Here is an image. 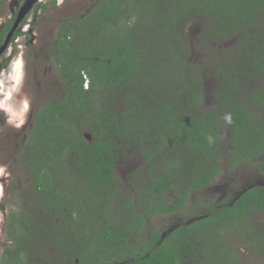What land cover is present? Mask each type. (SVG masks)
Here are the masks:
<instances>
[{
	"label": "trees",
	"instance_id": "16d2710c",
	"mask_svg": "<svg viewBox=\"0 0 264 264\" xmlns=\"http://www.w3.org/2000/svg\"><path fill=\"white\" fill-rule=\"evenodd\" d=\"M95 5L77 26L63 27L66 38L56 63L66 98L37 112L20 157L34 186L33 214L57 218L56 230L30 224L27 212L10 213L7 235L15 248L6 246L1 263L67 264L77 257L79 264H127L124 258L130 257L129 264H237L228 241L238 236L244 248L264 253L262 230L244 234L251 219L264 213V185L211 206L166 237L156 231L135 244L145 235L146 219L178 214L194 192L213 183L226 130L229 166L256 161L264 174V0ZM15 21L16 13L0 26V47ZM194 23L197 45L186 31ZM229 41L236 44L226 46ZM132 147L145 161L129 176L137 201L116 173ZM61 156L75 160L74 190L55 182Z\"/></svg>",
	"mask_w": 264,
	"mask_h": 264
},
{
	"label": "rangeland",
	"instance_id": "374dc122",
	"mask_svg": "<svg viewBox=\"0 0 264 264\" xmlns=\"http://www.w3.org/2000/svg\"><path fill=\"white\" fill-rule=\"evenodd\" d=\"M22 1L5 0L1 9L0 26L11 18L13 10L22 9L24 5ZM59 1L60 3L65 1L64 5L59 6ZM97 1L99 0H56L52 3L49 0H37L28 15L31 27L24 26L21 29L22 35L9 45L8 49L6 48L0 53V63H6L0 70V264H2L6 246L15 248L7 235L12 223L8 217L10 213L27 212L31 218L28 221L30 224L42 225L52 232L56 230L54 225L58 223L57 218L52 219L47 216L36 219L33 214L36 210L35 207L38 206L32 192L34 186L24 164L20 161L30 140L25 127L30 120V112L37 113L53 101L54 98L49 97L62 92L55 62L47 51L51 47V40L54 42L59 34L61 21L70 17L73 18L72 20L83 18L95 9ZM28 21L26 24H29ZM23 30H28L32 36L23 35L25 34ZM186 31L191 35L193 43L197 45L200 32L197 29V24L188 25ZM231 44H236V41L226 42L225 45L230 46ZM89 87L88 83L84 84L85 89ZM208 87L211 88V81H208ZM207 102L211 105L214 104L211 95L207 97ZM117 108L121 107L117 106ZM83 135L89 139L91 133L85 131ZM220 147L224 151V157L221 160L220 173L215 177L213 183L202 192H194L187 206L178 214L156 215L146 219L142 226L145 235L135 239V244L141 240H150L156 231L165 232L167 235L181 224L203 216L211 206L231 203L233 198L237 197V194H241L240 192L243 190L256 185H264V174L258 170L256 161L234 168L229 166L230 134L227 130L222 135ZM124 157L126 158L120 160L116 166V173L120 174L127 194H131L132 199L137 201V193H133L135 190L130 188L132 185L129 176L132 171L143 168L145 161L137 148L134 147L129 148ZM74 163L75 160L72 156L59 158L54 172L58 187L67 186L71 190L75 189L74 174L70 171V167ZM168 194L175 195L174 192ZM115 214L120 215L118 210ZM250 222L249 232H244V234L247 233L246 236L257 230L264 232V213L255 216ZM131 246L132 248L136 247V245ZM137 247L140 248L138 244ZM58 250L64 253V249ZM228 250L231 251L234 259L237 258V264H264V253L244 248V243L239 236L232 237L228 241ZM44 255L48 257L50 252ZM30 257H32L31 254ZM124 259V263L127 264L134 261L130 257ZM66 262L67 264H79L77 257H70ZM43 264L49 263L44 261ZM99 264L106 263L101 261ZM108 264L118 263L112 260Z\"/></svg>",
	"mask_w": 264,
	"mask_h": 264
},
{
	"label": "flooded vegetation",
	"instance_id": "af4514ba",
	"mask_svg": "<svg viewBox=\"0 0 264 264\" xmlns=\"http://www.w3.org/2000/svg\"><path fill=\"white\" fill-rule=\"evenodd\" d=\"M18 1V0H17ZM20 1H22V0H20ZM31 1H33V0H23L22 2H24V5L22 6V9L24 8V6H26L27 4H29ZM37 0H35L34 1V3L36 2ZM50 2H52V3H54V2H56V0H49ZM34 3H33V5L27 10V11H25V13H24V15H23V19H22V21H21V23L19 24V27H18V29L17 30H19L20 32H21V29L24 27V26H27V25H29V27H31V23L28 21V15H29V12L31 11V9L33 8V6H34ZM58 3H60V1L58 2ZM64 3H65V1H62L60 4H59V6H63L64 5ZM22 9H20L19 11H17V10H13V12H12V16L16 13V20H17V18H18V16H19V14H20V12L22 11ZM11 16V17H12ZM73 18H68V19H65V20H62L61 21V27H60V31H59V34L56 36V40L54 41V42H52V40H51V43H50V45H51V47L50 48H48V53H50V56L53 58V61L55 62V66H56V69H57V72H58V76H59V79H60V82H59V85L60 86H62V92H60L61 94H59V95H55V96H53V97H49V98H54L53 99V101H55L56 99H59V98H66V85H65V83L63 82V74L60 72V70L58 69L59 67H58V64L56 63L57 62V60H58V58H59V56H60V54H61V51H62V49L60 50V48H62V43L64 42V38H66V36H64V34H65V29H63V27H64V25H71V26H77V18L76 19H74V20H72ZM29 22V24H26V22ZM16 22V21H15ZM15 24V23H14ZM14 26V25H13ZM65 26V27H66ZM13 28V27H12ZM23 33H25V34H23V35H25V36H32V35H30L29 33H28V30H23ZM71 34H73V33H75V32H70ZM76 35H77V33H75ZM14 35H15V33L13 34V36H12V38L10 39V43H9V45H11V44H13L18 38H19V36L20 35H22V32H21V34L18 36V37H14ZM6 40V39H5ZM5 40H4V42H5ZM74 43H76V42H74ZM8 45V47H10ZM8 47H7V49H8ZM64 47H68V49L69 48H73V42H72V37H71V35H70V38L68 37V40H67V42H66V44H65V46ZM50 87V86H49ZM34 114V115H33ZM36 114L37 113H34V112H30V120L28 121V124L26 125V127H25V131H27L28 132V136H30V134H31V130H32V128H33V125H34V118H35V116H36ZM33 116V117H32ZM32 117V118H31ZM29 127H30V129H29ZM256 186H261V185H256ZM252 187H254V186H252ZM246 190V189H245ZM244 191V190H243ZM241 193V192H240ZM240 195V194H239ZM239 195L237 194V197H234L233 198V201H235V199H237L238 197H239ZM170 233V232H169ZM169 233H167V235H169ZM164 234V237H166L167 235H166V233L164 232L163 233ZM162 234V235H163Z\"/></svg>",
	"mask_w": 264,
	"mask_h": 264
},
{
	"label": "water",
	"instance_id": "95a60500",
	"mask_svg": "<svg viewBox=\"0 0 264 264\" xmlns=\"http://www.w3.org/2000/svg\"><path fill=\"white\" fill-rule=\"evenodd\" d=\"M35 0L31 1L29 4H27L26 6H24V8L22 9V11L20 12L11 32L7 35L6 40L4 42V44L0 47V53H2L9 45L10 43V39L12 38L13 34L17 31L19 24L21 23L22 19H23V15L25 13V11H27L34 3Z\"/></svg>",
	"mask_w": 264,
	"mask_h": 264
},
{
	"label": "clouds",
	"instance_id": "9594fccd",
	"mask_svg": "<svg viewBox=\"0 0 264 264\" xmlns=\"http://www.w3.org/2000/svg\"><path fill=\"white\" fill-rule=\"evenodd\" d=\"M1 19V18H0ZM86 83H88V81H86ZM88 86H89V84H88Z\"/></svg>",
	"mask_w": 264,
	"mask_h": 264
}]
</instances>
